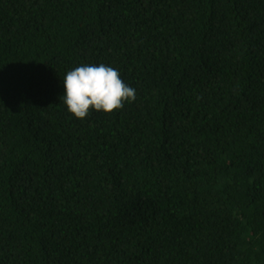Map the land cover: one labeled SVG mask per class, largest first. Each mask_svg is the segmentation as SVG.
Wrapping results in <instances>:
<instances>
[{"label":"trees","instance_id":"1","mask_svg":"<svg viewBox=\"0 0 264 264\" xmlns=\"http://www.w3.org/2000/svg\"><path fill=\"white\" fill-rule=\"evenodd\" d=\"M0 264H264V0H0Z\"/></svg>","mask_w":264,"mask_h":264}]
</instances>
